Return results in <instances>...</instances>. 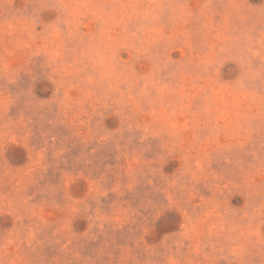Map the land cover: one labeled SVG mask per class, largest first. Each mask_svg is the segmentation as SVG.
<instances>
[{"label":"rangeland","instance_id":"obj_1","mask_svg":"<svg viewBox=\"0 0 264 264\" xmlns=\"http://www.w3.org/2000/svg\"><path fill=\"white\" fill-rule=\"evenodd\" d=\"M0 264H264V0H0Z\"/></svg>","mask_w":264,"mask_h":264}]
</instances>
